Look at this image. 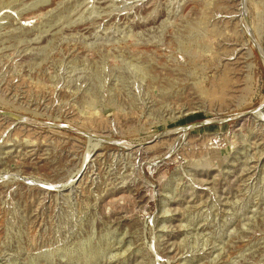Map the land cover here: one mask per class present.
I'll list each match as a JSON object with an SVG mask.
<instances>
[{
    "label": "rangeland",
    "instance_id": "rangeland-1",
    "mask_svg": "<svg viewBox=\"0 0 264 264\" xmlns=\"http://www.w3.org/2000/svg\"><path fill=\"white\" fill-rule=\"evenodd\" d=\"M0 264H264V0H0Z\"/></svg>",
    "mask_w": 264,
    "mask_h": 264
}]
</instances>
